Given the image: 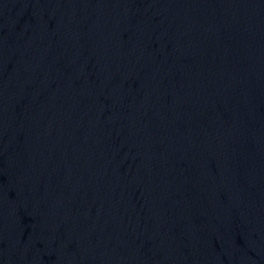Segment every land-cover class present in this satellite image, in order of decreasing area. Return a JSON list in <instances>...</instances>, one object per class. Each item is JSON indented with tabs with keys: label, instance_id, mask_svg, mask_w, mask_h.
<instances>
[{
	"label": "water",
	"instance_id": "1",
	"mask_svg": "<svg viewBox=\"0 0 264 264\" xmlns=\"http://www.w3.org/2000/svg\"><path fill=\"white\" fill-rule=\"evenodd\" d=\"M0 264H264V0H0Z\"/></svg>",
	"mask_w": 264,
	"mask_h": 264
}]
</instances>
